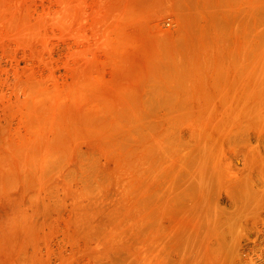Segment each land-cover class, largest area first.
<instances>
[{
	"label": "rangeland",
	"instance_id": "374dc122",
	"mask_svg": "<svg viewBox=\"0 0 264 264\" xmlns=\"http://www.w3.org/2000/svg\"><path fill=\"white\" fill-rule=\"evenodd\" d=\"M0 264H264V0H0Z\"/></svg>",
	"mask_w": 264,
	"mask_h": 264
}]
</instances>
